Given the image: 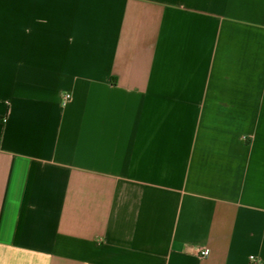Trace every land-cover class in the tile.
Masks as SVG:
<instances>
[{"label":"crops","instance_id":"1","mask_svg":"<svg viewBox=\"0 0 264 264\" xmlns=\"http://www.w3.org/2000/svg\"><path fill=\"white\" fill-rule=\"evenodd\" d=\"M0 264H264V0H0Z\"/></svg>","mask_w":264,"mask_h":264},{"label":"built area","instance_id":"2","mask_svg":"<svg viewBox=\"0 0 264 264\" xmlns=\"http://www.w3.org/2000/svg\"><path fill=\"white\" fill-rule=\"evenodd\" d=\"M64 98H65V100H69V99L71 98V94H68V93H67V94L64 96ZM199 253H200V255H201L202 257H207V256L210 255L211 251H210L209 248H204V249L200 250Z\"/></svg>","mask_w":264,"mask_h":264}]
</instances>
